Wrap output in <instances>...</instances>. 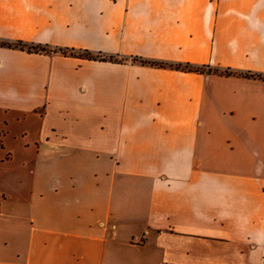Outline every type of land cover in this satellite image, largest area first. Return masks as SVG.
Listing matches in <instances>:
<instances>
[{"label":"crops","instance_id":"1","mask_svg":"<svg viewBox=\"0 0 264 264\" xmlns=\"http://www.w3.org/2000/svg\"><path fill=\"white\" fill-rule=\"evenodd\" d=\"M0 42L49 51L0 45V119L50 165L0 264H264V79L133 61L264 76V0H0Z\"/></svg>","mask_w":264,"mask_h":264},{"label":"rangeland","instance_id":"2","mask_svg":"<svg viewBox=\"0 0 264 264\" xmlns=\"http://www.w3.org/2000/svg\"><path fill=\"white\" fill-rule=\"evenodd\" d=\"M4 118L8 125L4 126L0 119V221L9 220L10 227L14 223L30 227L28 212H14L12 204L23 201L26 190L32 189L34 176L39 175L42 167L43 172L50 167L42 158L43 148L37 147L33 141L38 134L41 119L38 113L28 114L24 121L21 118L17 121L12 114ZM22 129H27V137L19 135ZM28 229L20 230L21 234L13 235L14 239L20 238L22 242L29 236Z\"/></svg>","mask_w":264,"mask_h":264},{"label":"trees","instance_id":"3","mask_svg":"<svg viewBox=\"0 0 264 264\" xmlns=\"http://www.w3.org/2000/svg\"><path fill=\"white\" fill-rule=\"evenodd\" d=\"M1 46H8V47H13V48H17L20 50H26L27 52H49L45 47H41V46H31V45H27L23 42H16V43H3L0 42ZM59 52L65 54V55H73V56H79V57H83V58H87V59H91V60H112L111 57H104L101 55H95L93 56L92 54L83 51V52H75L73 50H63V49H59ZM133 61H139L142 64L145 65H149V66H153V67H158V68H165V67H169V68H173L176 70H182V71H186V72H201V73H219L225 76H230V75H240V76H244V77H251V78H258V79H264V76H260V75H256V74H249V73H238L235 71H231L229 69H219V68H211L208 66H196V65H191L188 63H168V62H161V61H153V60H147V59H133Z\"/></svg>","mask_w":264,"mask_h":264}]
</instances>
